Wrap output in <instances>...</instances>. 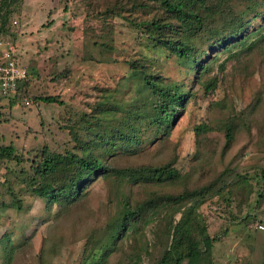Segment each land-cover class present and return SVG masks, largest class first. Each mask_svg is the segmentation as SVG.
Wrapping results in <instances>:
<instances>
[{"label":"rangeland","instance_id":"1","mask_svg":"<svg viewBox=\"0 0 264 264\" xmlns=\"http://www.w3.org/2000/svg\"><path fill=\"white\" fill-rule=\"evenodd\" d=\"M108 1H23L0 38L17 43L18 61L28 73L20 83H29L32 101L12 100L10 107L9 98L0 100V142L12 141L25 158L43 146L59 152L73 149L70 120L95 109L110 122L120 121L134 90L128 59L156 58L168 79L192 85L193 97L164 145L144 142L142 153L120 156L115 164L175 157L188 186L214 180L227 169L225 188H236L246 178L250 194L236 190L223 199L213 193L199 212L207 232L217 237L212 264H264V47L234 57L220 54L205 77L216 76L217 87L206 92L164 52L148 49L128 20L109 15L105 19ZM257 13L251 28L263 23L264 5ZM40 94L57 96L62 103L36 102L33 96ZM230 122L235 124L234 140L223 152V130ZM199 124L210 131L196 137ZM29 171V162H0V264H103L98 255L107 243L104 226L119 208L116 197L108 195V184L96 181L80 206L47 209L45 200L30 191ZM178 190V185L158 183L123 189L133 201ZM116 261L113 254L107 264ZM143 264H148L146 258Z\"/></svg>","mask_w":264,"mask_h":264},{"label":"trees","instance_id":"2","mask_svg":"<svg viewBox=\"0 0 264 264\" xmlns=\"http://www.w3.org/2000/svg\"><path fill=\"white\" fill-rule=\"evenodd\" d=\"M24 0H0V32L9 31L8 22L19 14ZM106 17H122L137 31L141 41L153 52L165 53L193 74L199 87L213 92L217 78H205L220 54L234 57L250 54L264 47L263 23L252 26L257 8L264 0H109ZM156 58L146 55L128 59L134 79L131 101L118 122L102 118L94 109L80 113L67 126L75 142L73 149L59 152L48 146L37 149L30 157L17 153L14 143L0 142V162H29L27 177L30 191L61 210L80 206L87 201L90 187L105 181L118 203V209L105 223L107 243L100 246L98 258L107 264L113 254L115 264H212L210 258L216 236L204 225L199 207L213 194L232 197L238 190L251 193L247 179L236 188H225L224 170L214 180L188 186L186 177L176 167V158L141 164L116 165L120 156L135 157L143 152L144 142L162 146L171 135L178 115L193 97L192 85L168 79ZM224 69V64L219 65ZM28 74V73H27ZM29 83H19L11 101L31 99ZM36 102L61 104L54 95L33 96ZM32 101V99H31ZM109 113V112H108ZM107 121V122H106ZM195 135L209 132L205 124L195 126ZM235 124L224 126L222 151L233 144ZM264 176V169L261 170ZM158 183L178 185L181 190L133 201L123 189L127 185ZM17 208L20 199L10 190ZM164 206L163 208H160ZM179 215V217H178ZM150 233V237L148 233Z\"/></svg>","mask_w":264,"mask_h":264},{"label":"built area","instance_id":"3","mask_svg":"<svg viewBox=\"0 0 264 264\" xmlns=\"http://www.w3.org/2000/svg\"><path fill=\"white\" fill-rule=\"evenodd\" d=\"M17 47V43L0 38V97L14 94L27 77V69L18 61ZM25 102L29 103L30 99Z\"/></svg>","mask_w":264,"mask_h":264}]
</instances>
